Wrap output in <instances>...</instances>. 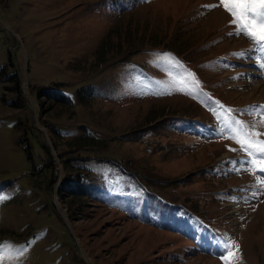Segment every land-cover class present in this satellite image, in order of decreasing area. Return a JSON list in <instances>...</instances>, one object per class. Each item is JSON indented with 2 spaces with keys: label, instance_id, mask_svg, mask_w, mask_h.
<instances>
[{
  "label": "rangeland",
  "instance_id": "1",
  "mask_svg": "<svg viewBox=\"0 0 264 264\" xmlns=\"http://www.w3.org/2000/svg\"><path fill=\"white\" fill-rule=\"evenodd\" d=\"M232 19L0 0L3 264H225L226 237L230 264H264V171L230 134L264 133V52Z\"/></svg>",
  "mask_w": 264,
  "mask_h": 264
},
{
  "label": "snow or ice",
  "instance_id": "2",
  "mask_svg": "<svg viewBox=\"0 0 264 264\" xmlns=\"http://www.w3.org/2000/svg\"><path fill=\"white\" fill-rule=\"evenodd\" d=\"M227 12L233 17L231 23L236 25L234 34H243L247 36L253 43L259 47L261 52H264V0H220ZM214 8L215 5L206 6ZM233 33H229L232 35ZM166 55V54H165ZM239 55H243L240 53ZM264 67V64L261 65ZM189 76H192L189 73ZM160 83V82H157ZM178 84L186 85V81L181 79L177 81ZM193 84L198 83L193 80ZM179 91H184L181 87ZM154 94H165L154 93ZM229 112L232 110L229 109ZM238 127L230 128L231 138L235 139L240 145V150L247 153L253 159L249 160V164H258L261 171H264V139H260L264 133L256 130V125L244 127L243 123L236 121ZM221 131H224L221 129ZM236 151V149H233ZM3 199V198H0ZM227 251V256H222L225 264H230L233 258H239L236 254L239 252L240 246L238 243L231 241L229 238L224 239L223 244ZM23 249L18 254L23 253ZM3 252V246L0 245V253ZM0 264H3V256L0 254Z\"/></svg>",
  "mask_w": 264,
  "mask_h": 264
},
{
  "label": "bare ground",
  "instance_id": "3",
  "mask_svg": "<svg viewBox=\"0 0 264 264\" xmlns=\"http://www.w3.org/2000/svg\"><path fill=\"white\" fill-rule=\"evenodd\" d=\"M260 90V89H259ZM260 92V91H259ZM261 94V96L263 97V95H262V93H260ZM261 101V100H260ZM217 246H218V244H217ZM216 247V246H215ZM218 250H219V248H218Z\"/></svg>",
  "mask_w": 264,
  "mask_h": 264
},
{
  "label": "trees",
  "instance_id": "4",
  "mask_svg": "<svg viewBox=\"0 0 264 264\" xmlns=\"http://www.w3.org/2000/svg\"><path fill=\"white\" fill-rule=\"evenodd\" d=\"M46 110H48V111H49V109H46Z\"/></svg>",
  "mask_w": 264,
  "mask_h": 264
}]
</instances>
